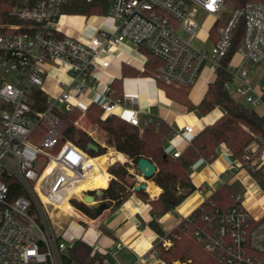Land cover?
I'll use <instances>...</instances> for the list:
<instances>
[{
  "label": "built area",
  "instance_id": "obj_1",
  "mask_svg": "<svg viewBox=\"0 0 264 264\" xmlns=\"http://www.w3.org/2000/svg\"><path fill=\"white\" fill-rule=\"evenodd\" d=\"M69 1L0 0V264H77L70 252L82 238H69L67 229L53 222L50 209L64 212L61 201L94 166L88 152L65 139L64 115L74 109L86 111L98 102L90 99L88 105L82 104L86 92L104 98L103 119L119 117L141 132L152 121L150 117L142 125L138 111L128 108L138 102L136 96L114 98L111 85L98 91L96 68L109 66L100 59L101 52L130 42L162 62L154 74L159 81L191 90L207 71L203 79L209 87L223 68L242 21L244 36L228 63L232 79L225 89L231 93L233 85L245 103L264 106V89L252 86L248 66L264 61V4L248 3L223 18L225 0H107L110 12L102 18H110L113 28L101 26L81 38L67 35L61 23L62 18L77 16L64 12ZM199 11L223 22L210 49L194 44ZM51 78L56 79V91L47 87ZM75 126L82 129L77 121ZM182 132L189 144L200 133L194 124H186ZM182 153L177 150L172 157ZM239 162L229 171L250 173L257 166L253 155ZM228 182L225 179L223 185ZM198 190L206 196L202 188ZM96 191H84L83 197ZM71 201L84 203L75 194ZM236 201L230 207L201 205L199 217L185 218L184 229H192L193 238L222 264H264V216L254 217L239 197ZM161 243L167 249L171 245L164 238ZM92 248V257L96 252L108 255ZM157 257L153 251L139 262ZM105 264L111 263L105 260Z\"/></svg>",
  "mask_w": 264,
  "mask_h": 264
},
{
  "label": "trees",
  "instance_id": "obj_2",
  "mask_svg": "<svg viewBox=\"0 0 264 264\" xmlns=\"http://www.w3.org/2000/svg\"><path fill=\"white\" fill-rule=\"evenodd\" d=\"M225 1L227 4H231L234 9L241 8L248 3L264 4V0ZM64 12L72 15L103 17L110 12V5L107 0H95L92 3H88L86 0H70L65 5ZM220 25H223V22H217L211 31L214 32V29ZM244 31V22L240 21L234 32V44L229 56L225 59L224 66L220 69L217 79L209 86L206 99L198 106H195L190 101L188 91L176 89L158 80L159 87L166 90L169 97L186 105L190 111L197 110L201 115L205 116L216 107H220L225 112L215 123L204 127L192 139L179 158H173L165 150L164 140L171 133V129L160 119L152 118V121L145 125L141 132L138 127L129 124L119 117L111 116L103 119V109L101 103L98 102L91 103L86 111L74 109L64 115V121L67 124L65 139L75 142L100 163L91 160L94 166L89 176L93 185L99 183V186L101 184V189H104L101 199L106 202L108 208L110 206H113V208L121 206L134 193L141 196L143 200L151 205L153 219L149 223V226L159 236L173 243L168 249L164 248L162 243L155 246L160 259L159 264H175L176 262L179 264H222L215 256L207 253L193 238L192 229H184L188 223L187 219H183L179 226L169 233H165L159 223V219L167 213L173 212L188 196L196 191L191 178V169L201 160L207 163L213 162L218 156L217 149L221 144H226L233 157L238 160L242 158L245 149L251 143L260 142L261 146L264 144V116H260L254 109L237 101L225 89V85L231 82L232 79L227 69L228 63L241 45ZM144 50L148 55V62L146 63V71L142 75L146 76L154 72L162 62L146 49ZM128 69L129 67L124 64V76L130 74ZM110 85L114 92V98L124 96L122 80L116 79ZM84 113L92 124L97 125L103 131L104 136L100 139L102 143L103 137H106L107 144L117 149L118 152L127 155L135 166H137V162L141 158H146L157 166V173L151 180L162 189V193L158 198L151 199L145 191L135 190L137 180L130 173L131 166L129 163H118L117 166L109 169L110 174L113 176L110 183L109 180L111 178L109 173L104 179L107 173V169L104 167L106 163L105 159L109 160V156L107 154L100 158L96 157L104 155L106 153L105 148L97 145L86 132L75 126L77 119ZM81 123H85L84 118L81 120ZM109 140L111 143H109ZM91 143L99 147L98 153L88 150ZM113 154L116 158L125 160L124 155L116 151H113ZM250 174L264 190V165H257L254 171H250ZM93 185L88 191L94 190ZM74 203L78 209L83 210L92 218H96V213L89 206L80 201H74ZM236 204L238 202L236 201L234 190L228 185H223L209 197L208 201L202 204V207L207 208L213 205L230 207ZM71 207L73 206L71 205ZM200 214L201 212L198 208L193 212L192 216L199 217ZM184 234L189 235V237H186ZM92 251L93 248L89 244L79 240L70 252L71 260L77 264H105V260L112 263L110 255L96 252L92 257Z\"/></svg>",
  "mask_w": 264,
  "mask_h": 264
},
{
  "label": "crops",
  "instance_id": "obj_3",
  "mask_svg": "<svg viewBox=\"0 0 264 264\" xmlns=\"http://www.w3.org/2000/svg\"><path fill=\"white\" fill-rule=\"evenodd\" d=\"M198 15L201 16L198 35L204 34V42L199 44H195L194 42V44L200 48L210 49L218 39L217 28L215 27L216 29H214V32L211 31L216 24V18L203 11H199L197 16ZM87 19L88 17L77 15L62 18L61 23L64 29H66L68 33H71V36L81 38L95 34L97 29L101 26L108 27L109 29L113 28V21L110 18L103 19L100 17L101 21L97 27L90 26L86 22ZM208 22H210L211 25L207 30H204L203 26ZM90 30L91 32H89ZM194 41H196V39ZM143 48L144 47L138 48L134 44L127 42L101 52L99 54L100 59L108 61L109 66L107 68H102L98 65L96 68V76L99 82L98 91L102 92L107 85H110L116 79L122 80L124 96H136L138 98L137 103L133 105L128 104L127 106L129 109L138 111L142 125L151 117L164 121L170 127L171 133L165 138L164 147L166 152L172 155L177 150L184 151L189 146V142L183 136L182 132L186 124H194L196 130L201 131L204 127L215 123L225 112L222 108L216 107L211 113L203 116L198 114L199 111H190L186 105L169 97L166 90L159 87L158 79H156L154 75L155 71L146 76L142 75L146 71V61L148 59V55L144 50L145 48ZM124 64L129 67L128 70L130 72V74L126 76L123 74ZM248 66L250 68L252 86L258 91L264 89V61L258 65ZM203 75V78L208 76V72L204 71ZM59 76L60 75H57V73L54 74L56 78ZM203 78L193 89H182L188 91V97L195 106H198L206 99V94L209 89V87L204 84ZM47 82L48 84L51 83L50 88L47 85L48 89L56 91L54 87L56 79L51 78ZM174 88L181 89L177 87ZM230 94L233 95L237 101L254 109L260 116H264V106L253 108L245 103L242 97L237 96L234 91ZM197 95L199 99L195 100L194 96ZM90 99H96L98 103L104 101L103 97H98L95 92L88 91L85 93L81 102L84 105H88ZM109 143H111L110 140ZM112 149L124 155L125 160H120L118 162V158L112 154L113 150H110L112 152L109 153V167L113 166L114 163H129L131 166L130 173L133 174L137 180L136 186L143 182L147 183V189L144 191L151 199L158 198L162 193V189L151 179L145 181L139 173L137 166L133 164L127 155L118 152L115 148ZM217 153L218 156L213 162L207 163L201 160L191 169V178L196 187V191L188 196L173 212L167 213L159 219V223L165 233L173 231L179 226L183 219L193 214V212L203 204L205 197L211 196L223 186V181L225 179L229 181L225 185L230 186L232 189L236 183L242 182L251 189L254 186H258L263 190L246 169L229 171L231 165H239L240 162L233 157L226 144H221L217 149ZM102 156L104 155L96 158ZM260 159L261 162L264 161V153L261 155ZM106 169L108 171V167H106ZM107 173L104 179L107 177ZM110 178L109 183L113 179L111 174ZM98 186L99 184L96 183L94 189L96 190ZM198 188H202L205 191V197L200 194ZM97 191L90 192L89 194L94 196ZM235 195L239 197L236 193ZM239 198L254 217L261 218L264 216V196L253 194L246 199ZM76 216L81 217V214L77 212ZM152 219L151 205L143 200L141 196L134 193L121 206L117 208L110 206L100 215H97L96 218H93L89 227H81V234H77V236L82 238L81 241L92 247L107 251L108 255L112 258L111 264H159V257L150 263H145L143 261L139 262V260L147 254L156 251L155 246L161 243L163 239L149 226Z\"/></svg>",
  "mask_w": 264,
  "mask_h": 264
},
{
  "label": "rangeland",
  "instance_id": "obj_4",
  "mask_svg": "<svg viewBox=\"0 0 264 264\" xmlns=\"http://www.w3.org/2000/svg\"><path fill=\"white\" fill-rule=\"evenodd\" d=\"M232 10H234V7L231 4H227V11L225 13H223L221 16L223 18H227V16L230 15V13L232 12ZM100 21H101V19H100L99 16H91V17H88V19H87L86 22L90 26L92 25V27H97L98 24L100 23ZM197 21L199 23L201 22V16H199V15L197 16ZM210 25H211L210 22L206 23L203 26V29L204 30H207V28H209ZM89 32H91V30ZM66 34L69 35V36H71L70 35L71 34L70 32L68 33L66 31ZM203 36H204V34H202V35L199 34L196 37V41H194L195 44L203 43L204 42L203 41ZM50 84L51 83H49V84L47 83V85L49 86V88L51 86ZM170 86H172V85H170ZM234 89H235V87L232 85L231 91L233 92ZM198 114H200V113H198ZM83 118L85 119V123H81V120ZM77 122L80 123V127H82L81 130L84 131V132H86V133H88V135L95 141V143L97 145H100L101 147L105 148V150H106V153L105 154L106 155L108 154V156H109V153L112 152L110 150L113 147H111V146H109L107 144V138L106 137H103V143L100 141V139L102 138V136H104L103 131L97 125L92 124L89 121V119H88V117H87V115L85 113L82 114V116L77 119ZM260 144H261L260 142L259 143L258 142L251 143L245 149L244 154H243L242 158L240 159V161H244V157L246 155H253V161L256 162L257 165H260V163H261V161H260L261 159L260 158H261V155L264 153V149H263L264 144H262V146ZM252 149L255 150V152L253 154L251 152ZM113 151H114V149H113ZM105 154H104V156H105ZM103 159H105V158L103 157ZM92 160H94L97 163H99V161L96 160V159H94V158H92ZM117 160L119 162L121 159H117ZM105 161H106L105 166L104 165L103 166L104 167H108V171H107L108 173H109V169L111 167L118 165L117 163H114L113 166L109 167V160H106L105 159ZM108 173H107V175H108ZM88 177H90L89 174H88ZM78 187H79V182L72 187V191L75 193V195H81V194H83L82 192H84V191L79 190ZM90 187H92V186H90ZM93 187H94V185H93ZM99 188H101V184H100V186H98L97 189H99ZM233 189H234L235 193L239 197H241L243 199H246V198H248L249 196H251L253 194L254 195H257V196H264V191L261 190L258 186H254L251 189L250 187L245 186L242 182L236 183L235 186H233ZM86 191H88V190H86ZM86 195H88V194H85V196ZM94 196H95V200L98 203L100 201H102V199H101L102 197H98L96 194ZM68 199L69 198H66V199H63L61 201V203H60L61 204L60 205V208L61 209L67 210V208H69L68 205L65 203V202L69 201ZM68 204H69V206L72 205L75 210L74 211L71 210V211H64L63 212V211H57L56 209H50V215H51V218H52L53 222L56 224L57 227H59V228H61L63 230H66L67 229V232H68V235H69L68 237L69 238L77 239V238H79L77 236V234H79V235L81 234V230H80L81 227H89V225H91V223H92V219L93 218L90 215H88L87 213H85L83 210L78 209L77 206L75 205L74 201H71V203L68 202ZM77 212L81 214V217H77L76 216V213ZM184 235L186 237H189V235H187V234H184ZM178 237H180V236H178ZM170 243H171V245L169 246V248L173 244L172 242H170ZM177 263L178 262H176V264Z\"/></svg>",
  "mask_w": 264,
  "mask_h": 264
},
{
  "label": "water",
  "instance_id": "obj_5",
  "mask_svg": "<svg viewBox=\"0 0 264 264\" xmlns=\"http://www.w3.org/2000/svg\"><path fill=\"white\" fill-rule=\"evenodd\" d=\"M89 151H94L96 153L99 152V147L93 143L89 144L88 147ZM137 169L139 173L142 175L143 179L145 181H148L153 178V176L157 173V166L152 163L150 160L146 158H141L137 162ZM147 189V183L143 182L135 187L136 191L146 190ZM96 195L98 197H102L103 190L97 191ZM84 204L89 206L96 215H100L104 210L108 208L105 201H100L99 203L95 200V196L93 195H86L84 198Z\"/></svg>",
  "mask_w": 264,
  "mask_h": 264
},
{
  "label": "bare ground",
  "instance_id": "obj_6",
  "mask_svg": "<svg viewBox=\"0 0 264 264\" xmlns=\"http://www.w3.org/2000/svg\"><path fill=\"white\" fill-rule=\"evenodd\" d=\"M102 75V74H101ZM100 75V76H101ZM103 78V77H102ZM206 87V86H205ZM202 90H203V88H202ZM202 92V91H201ZM198 94V93H197ZM194 95V94H193ZM194 99L195 100H198L199 99V96L197 95V96H194ZM99 184V183H98ZM93 185V182H92V180H91V177H88L87 176V178H85V179H82L81 181H79V190H81V191H86V190H89L91 187L90 186H92ZM95 185V184H94ZM98 191L99 190H102L101 188H99V189H97ZM73 194H75L73 191H72V187H71V189H69V191H68V193H67V195L64 197V198H70ZM77 197H80V198H83V194H81V195H76ZM68 202L69 201H67V202H65L67 205H68V207L69 208H67V211H74L75 209L73 208V207H71V206H69V204H68Z\"/></svg>",
  "mask_w": 264,
  "mask_h": 264
}]
</instances>
